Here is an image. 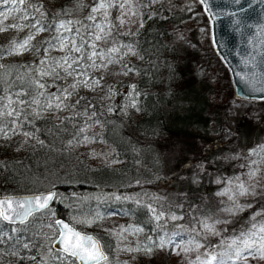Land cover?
<instances>
[{
  "label": "trees",
  "instance_id": "1",
  "mask_svg": "<svg viewBox=\"0 0 264 264\" xmlns=\"http://www.w3.org/2000/svg\"><path fill=\"white\" fill-rule=\"evenodd\" d=\"M99 1L37 0L39 11L34 16L44 28L37 37V56L0 64V127L9 132L0 144V194L54 187L57 195L47 208L23 223L0 219V261L60 264L50 262L53 250L43 232L45 226L52 225L53 216L71 221L99 210L119 211L125 220L162 237L167 248L174 238L187 237L202 245L213 243L217 256H231L229 239L242 237L253 224H264V200L261 195L249 198V205L233 214L225 211L228 207L217 193L227 175L246 171L247 149L264 142V99L232 97L227 69L209 38L202 41L199 37L200 28L207 32L208 22L197 0H191L200 12L195 23L189 21L191 12L185 5L169 9L159 0H138L140 24L135 31L118 33L112 23L109 33L111 44L132 51L128 65L135 72L137 118L124 115L118 104L109 110L86 95L79 96L76 112L60 115L54 104L48 108L57 88L47 89L38 61L51 54L58 41L57 25L64 22L73 31L80 59L86 63L88 17ZM6 50L0 43V55ZM42 83L43 88L39 87ZM121 83L126 86L121 81L115 87ZM9 111L19 115L9 116ZM85 123H99L101 128L81 131ZM195 126H201L202 132L193 133ZM24 132L33 135L25 137ZM83 135L100 137L110 145L109 162L114 163L73 150L71 146ZM200 161L201 170L196 166ZM111 191L126 193L129 200L114 198ZM153 191L163 197H151ZM148 204L165 214L159 222L150 216ZM202 219L222 222L218 232L222 239L213 235L205 240L193 233L191 229L198 228ZM177 222L181 225L176 226ZM75 226L84 229L79 223ZM89 230L100 234L96 227ZM106 249L108 264H117L112 249ZM191 249L187 254L194 258L205 256L204 251ZM161 255L158 248L145 260L136 252L132 264H162ZM247 264H264V260Z\"/></svg>",
  "mask_w": 264,
  "mask_h": 264
},
{
  "label": "rangeland",
  "instance_id": "2",
  "mask_svg": "<svg viewBox=\"0 0 264 264\" xmlns=\"http://www.w3.org/2000/svg\"><path fill=\"white\" fill-rule=\"evenodd\" d=\"M46 1L50 3H57L62 0ZM159 1H162L169 9L185 5L191 12V17L189 19L190 22L195 23L200 19V12L195 10L191 0ZM110 3L112 6L106 9L108 13L107 17L104 15L105 10H101L98 13H92L91 11V15L95 16V20H90V28L86 32L89 43V53L87 55L86 63L82 62L78 52L72 50L73 41L75 42L74 33L66 23L67 28L70 30L66 31L63 28L57 29L58 41L54 46H52L50 52L51 54L49 57L44 55L42 60L39 59L38 61V63H40L39 65L43 66L44 71L51 72L53 68H56V73L59 74L58 77L55 73L52 75H45L43 76V82L48 83L47 89H51L53 87L57 88L54 91L55 95L52 99L54 100L53 104H55L58 102L55 100V97H59L63 102V105H65L61 109H58V111H60V115L62 113L76 112V103L78 102L79 96L86 95L100 105L106 106L109 110H112L114 105L118 104L120 111L124 115H129L133 120L137 118L138 109L136 105L135 107L132 106L136 98V92L134 91L135 72L128 65V61L132 58V51H130V48L127 46L119 48L111 44L109 33L110 25L112 23L118 33H132L135 31L137 26L140 24L138 0H110ZM121 4L124 5L123 8L120 7ZM37 9V0H24L23 3H20V0H16L15 3H13L12 0H8L7 3H5L4 0H0V27H6L8 25L19 26L7 27L5 31H0V43L7 46V50L0 55V64L13 59L23 60L27 57L33 58L37 56V54H35V49L37 47L36 41H38L37 37L42 33V31H37L39 25L37 24L34 16V12L37 11ZM25 17H27V19H25ZM61 23L62 22L58 23V25ZM32 25H36V27L34 28ZM96 25H101L104 29V33H107V35L99 41L95 40V35L100 32V29L97 28ZM29 36L34 38L30 40L26 51H22L19 54L11 51L14 44L23 43V41ZM199 37L202 41L206 37L209 38V28L207 32L200 28ZM61 41L67 44V47L64 49L60 48ZM93 44H95V48H93ZM75 46L77 47L76 42ZM112 48H116L119 51L110 53L108 50ZM93 51L97 52L98 55L93 59H89ZM99 54H102L103 58H101V55ZM64 57H68V62L72 64V68L69 69V71L72 72V75H68L62 68L57 67L58 63H64L62 60ZM93 60L97 65L96 67L91 66L93 64ZM110 60L112 61L111 63H109ZM42 61L43 63H41ZM100 65H106V67ZM79 81H85V83L80 84V86L75 89L70 87L73 83H77ZM96 81H98V83H96ZM121 81H125L126 86L122 87L123 83H121L119 87L116 88V82ZM64 90L70 92L71 95L65 97ZM206 109H209V107L207 106ZM100 128L101 126L99 123H85L82 127L83 131H90L92 129L100 130ZM191 129L195 134H199L203 130L201 126H195ZM85 138H87V140ZM2 142L3 136H0V144H2ZM71 148L73 150L85 151L92 157L107 162H109V158L112 153L111 146L103 143L100 137L92 138L87 137L86 135H83L80 140L73 143ZM247 153L249 154V160L246 171L242 175H227L218 190V193H220L225 188L231 187L233 189L232 193L219 195V200L226 204L228 209H233V211H231L233 214L241 213L242 210L249 205V198L261 195L264 200V142L251 145L247 149ZM112 162L114 163L113 160L109 163ZM203 165V161L196 163L199 170L203 169ZM254 170H258L257 175L255 178L250 179L248 174ZM235 177H240V180L245 182V184L249 187L250 192L247 195L241 196L236 193L235 184L237 182L234 180ZM229 179H233L234 183L232 185L228 184ZM252 190L255 191L256 195L252 194ZM111 193L114 198L129 200V195L126 193L118 191H111ZM229 195H234V199H229ZM56 197L57 195H55V198ZM151 197L162 198L163 195L158 191H153L151 193ZM134 201L137 202V200ZM237 205L240 207L238 208ZM147 208L150 216L156 222H159L165 215L162 211L156 209V207L152 204H148ZM158 216L160 219L156 218ZM172 217L173 216H170L169 219H172ZM203 221L205 220L202 219L200 221V226L198 228L193 227L191 231L205 240L213 235L222 239L221 236L218 235V232L223 229L222 222L213 220L210 221V219H206L210 225L214 226V232H209L207 229L202 227ZM70 222L72 225L77 223L81 224L84 228L82 231L85 232H90V228L96 227L100 234H93L98 238V235H101L105 239V245L112 249L114 259L118 258V260H116L117 264H132L133 258L131 259V257L136 252H141L145 257V260H148L150 254L158 248L162 250V264H190V262H194V260H199V264H244L242 260L235 259V252L237 248L242 247L240 241L243 237H233L227 241V246L230 248L229 252L231 253V256L224 258L220 255L217 256L214 254L217 249L214 248L213 243L202 245L199 241L195 240L196 243L200 244L199 248H195L194 243L188 246V244H190L189 241H192L193 239H189L187 237H176L168 244L170 248H167L166 244L161 248L158 245L160 244L162 237L159 235L154 236L141 226H138L129 220H125L124 215L117 210H110L107 212H101V210L95 211L93 214L88 216L75 217ZM175 225L180 226L181 223L177 222ZM135 229H140L141 231H135ZM43 232L47 237L52 238L56 229L52 225L47 224ZM233 241H236V243L234 244ZM102 246L107 253L106 246ZM191 246L199 251H204L205 256L200 259L195 257V259L192 255L181 250L183 247L191 248ZM146 247H151L153 251L150 254L147 253L144 251ZM128 249L140 250L129 251ZM243 255H247V253H243ZM213 257L215 259H213ZM54 258L57 261L71 263L70 258L62 253L54 255ZM128 259H131L129 263L127 261ZM248 260L256 261L251 257H248ZM101 264H108V259L105 261L103 260Z\"/></svg>",
  "mask_w": 264,
  "mask_h": 264
},
{
  "label": "water",
  "instance_id": "3",
  "mask_svg": "<svg viewBox=\"0 0 264 264\" xmlns=\"http://www.w3.org/2000/svg\"><path fill=\"white\" fill-rule=\"evenodd\" d=\"M197 1L208 22L210 44L227 69L232 86V97L246 100L264 99V0ZM49 193L55 194L54 187L32 192L0 194V200L10 199L12 201L11 209L8 208L7 204L0 209L11 219H0L8 224L25 222L33 213L45 209H39L37 204L33 202L31 214L27 215V202L36 196ZM54 198L49 201L48 206ZM57 220L68 224L82 236L92 237L99 243L102 252L107 256L100 240L93 233L79 230L58 216L53 220L57 228L55 238L51 242L53 248L63 252L60 236L62 226L56 224ZM72 258L78 264H83L77 258ZM0 264H9V262L4 261Z\"/></svg>",
  "mask_w": 264,
  "mask_h": 264
},
{
  "label": "snow or ice",
  "instance_id": "4",
  "mask_svg": "<svg viewBox=\"0 0 264 264\" xmlns=\"http://www.w3.org/2000/svg\"><path fill=\"white\" fill-rule=\"evenodd\" d=\"M5 3L8 2V0H4ZM13 3L16 2V0H12ZM24 0H20V3H23ZM112 4L110 3V0H100V2L98 4H96L95 7L92 8V13H98L101 10H105L104 15L105 17H107V11L106 9L111 7ZM121 8L124 7L123 4L120 5ZM37 11H39V9H37ZM43 15V14H42ZM25 19H27V17H25ZM89 20H95V16L94 15H89L88 17ZM68 24H71V21L67 22ZM37 24H39V21H37ZM7 27H19L18 25H8L6 27H0V31H5ZM32 27H36V25H32ZM59 28H63L66 31H69L70 29L67 28L65 23H61L58 26ZM97 28L100 29V32L97 33L95 35V40L99 41L102 40L104 38L105 35H107V33H104V29L101 25H96ZM37 31H44L43 27H39L37 28ZM103 34V35H102ZM34 37L29 36L27 39H25L23 41V43L20 44H14L11 51L19 54L22 51H26L27 47L29 45V42L31 39H33ZM65 47H67V44H65L63 41L60 42V48L64 49ZM93 48H95V44H93ZM76 52H80V48L75 46V42L73 41V49ZM110 53L111 52H117L119 51L116 48H112L108 50ZM131 51V49H130ZM98 53L93 51V53L91 54V56L89 57V59H93L95 56H97ZM101 58H103L102 54ZM62 60L64 61V63H58L57 67L62 68L68 75H72V72L69 71V69L72 68V64L68 62V57H64L62 58ZM112 61L110 60L109 63H111ZM43 63V61L41 62ZM92 67H96L97 65L95 64V61L93 60V64L91 65ZM103 67H106V65H100ZM56 74L58 77V73H56V68H53L51 72H47L44 71L41 73L42 76L45 75H52V74ZM85 83V81H79L77 83H73L70 87L75 89L77 87L80 86V84ZM96 83H98V81H96ZM39 87L43 88L44 85L40 84ZM64 94L65 97L70 96L71 93L68 92L67 90H64ZM55 100L58 101L54 104V107L56 109H61L63 106V102L60 100L59 97H55ZM36 103H38V101H36ZM133 107H135V102H133ZM48 108H52L53 107V102L50 100L47 104ZM7 115L12 116V115H19V112H12L9 111L7 113ZM15 123V122H13ZM13 134H15V129L12 130ZM81 131H83V129H81ZM23 135L25 137H31L33 134L31 132H24ZM0 136H3V138L7 139L9 138V132L8 130H6L3 127H0ZM87 140V138H85ZM42 143V142H40ZM69 143L71 144L72 142L69 141ZM255 151V150H253ZM255 163V162H254ZM257 171L258 170H254L251 171L248 175L249 178H255L257 175ZM234 180L237 182L235 184V190L236 193L243 196V195H247L250 192L249 187L245 184V182L240 180V177H235ZM234 183L233 179H229L228 180V184L232 185ZM233 189L231 187L229 188H225L222 192L217 193V195H225V194H229L232 193ZM252 194L256 195L255 191L252 190ZM55 194L54 193H49L47 195H41V196H36L34 198H32V200L28 201V211H27V215L31 214L32 208L31 205L33 202H35L38 206L39 209H43V208H47L48 207V203L50 200H52L54 198ZM229 199H234V195H229ZM7 204L8 208L11 209L12 208V201L10 199L7 200H0V209H2L4 207V205ZM237 207L239 208L240 206L237 205ZM225 211L231 212L233 211V209L229 208V209H225ZM163 215V214H161ZM0 218L5 219V220H9L11 219V217L9 215H7L5 212L0 211ZM157 219H160V217H156ZM172 219H177V217L173 216ZM218 222V221H217ZM57 225L62 226L61 227V232H60V236H61V243L63 244V252L67 253L68 255L77 258L78 260L82 261L83 264H99V262L101 260H106L107 257L104 255V253L102 252L99 243L97 241H95L92 237L90 236H82L81 233L75 231L73 228L69 227L68 224H65L63 221L57 220L56 221ZM202 227L204 229H207L209 232H214V226L210 225L206 220L202 222ZM135 231H141L140 229H135ZM241 236L243 237V239L240 241V243L242 244V247L237 248L236 252H235V259L236 260H242L244 262V264H247V260L248 257H251L254 260H264V224H261L259 227H257L256 224L252 225V229L249 230L248 233H242ZM190 244H195V248H199L200 244L196 243L195 240L193 239L192 241H189ZM233 243L235 244L236 241H233ZM159 247H164L165 246V241L163 239H161L160 244L158 245ZM24 247H28V245H24ZM129 251H139L140 249H128ZM183 252L187 253L188 251L192 250L189 247H183L181 249ZM144 251H146L147 253H151L153 251V249L151 247H146L144 249ZM243 253H247V255H243ZM179 254V253H177ZM199 259V257L197 258ZM213 259H215L213 257ZM190 264H195V262H190Z\"/></svg>",
  "mask_w": 264,
  "mask_h": 264
},
{
  "label": "flooded vegetation",
  "instance_id": "5",
  "mask_svg": "<svg viewBox=\"0 0 264 264\" xmlns=\"http://www.w3.org/2000/svg\"><path fill=\"white\" fill-rule=\"evenodd\" d=\"M56 216H53V218H52V226L53 227H55V229H56V232H54V234H53V236H52V238H50V247H51V249L53 250L51 253H50V255H49V259H50V262L51 263H54V262H57V263H60V264H70V263H68V262H64V261H57L55 258H54V255H58V254H60V253H62L63 255H65V256H68L69 258H70V260H71V263H73V262H75L76 264H78L77 263V261L74 259V258H72L71 256H69V255H67V254H65V253H63V252H61V251H59V250H57V249H55V248H53L52 246H51V242L53 241V239L55 238V235H56V233H57V228H56V226H55V224H54V222H53V220H54V218H55ZM58 217H60V216H58ZM63 218V217H62ZM65 219V218H64ZM66 220V219H65ZM68 221V220H67ZM68 222H70V221H68ZM71 223V222H70ZM74 227H76L75 225H73ZM77 228V227H76ZM78 229V228H77ZM80 230V229H79ZM52 233V232H51ZM98 238V237H97ZM99 239V238H98ZM100 240V239H99ZM101 242V241H100ZM101 245H102V243H101ZM4 261H6V260H4ZM4 261H0V262H4ZM73 261V262H72ZM102 261H100L99 262V264L101 263ZM10 264V263H9Z\"/></svg>",
  "mask_w": 264,
  "mask_h": 264
}]
</instances>
